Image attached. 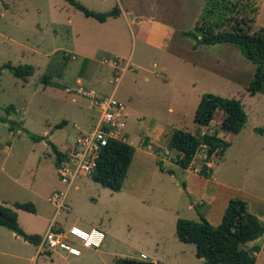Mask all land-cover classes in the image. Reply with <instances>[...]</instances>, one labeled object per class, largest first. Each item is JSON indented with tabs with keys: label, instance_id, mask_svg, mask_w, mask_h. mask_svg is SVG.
<instances>
[{
	"label": "rangeland",
	"instance_id": "rangeland-1",
	"mask_svg": "<svg viewBox=\"0 0 264 264\" xmlns=\"http://www.w3.org/2000/svg\"><path fill=\"white\" fill-rule=\"evenodd\" d=\"M76 1L98 13L116 6L110 1L99 4L93 0ZM186 1L185 6L182 0H159L156 6L150 5V1H139L133 8L140 19L157 17L178 22L176 27L194 32L198 39L175 37L171 52L164 53L144 45L127 29L129 46L119 55L121 60L115 58L119 70L99 62L100 79L95 81L89 74L88 60L72 50L76 45L71 28L81 38L82 32L95 31L87 22L97 24V21L85 18L64 0H0V67L10 64L34 68L27 82L13 77L6 68L1 70L0 196L11 202L29 199L43 202L47 209L40 211V215L52 214L50 221L55 217L57 227L101 225L106 236L101 248L81 249L82 256L73 260L75 264H124L126 261L199 264L195 247L180 242L175 233L177 219L199 221L196 209L189 207L195 199L187 195L185 183L195 192L208 189L212 194L220 184L226 185L246 201L250 212L264 224V137L253 131L254 127L264 128V95L252 98L247 92L254 65L233 45L197 44L200 33L195 31V26L207 19V0ZM231 1L239 6L237 10L247 3V0ZM250 6L258 8L254 24L250 23L251 29L252 26L253 31L264 28V0H253ZM248 17L252 18L253 14L249 13ZM53 51L56 52L50 55ZM98 56L110 58L111 54ZM98 56L92 61L98 60ZM193 62L197 65L193 66ZM44 75L49 78L47 85L42 82ZM115 77H118L116 82ZM77 78L82 79V85H77ZM79 86L101 95H111L115 89V98L124 104L128 115L127 144L137 148V152L120 192H113L89 177L79 178L75 183L78 189L72 188L67 196L71 207L68 215L53 217L55 210L45 200L55 186H62L55 170L53 148L64 151L97 116L90 101L73 91ZM203 94L242 100L248 121L239 134L233 135L221 130L222 115L218 113L203 134L229 140L231 147L222 157L215 153L209 159L208 148L201 147L191 169L185 171L176 164L177 156L167 149L166 140L174 129L201 135L193 118ZM168 107L173 108L172 114L167 112ZM149 118L161 119L168 126L167 139L159 143L156 157L151 155V149L140 146L145 137L136 134ZM60 124L62 128H58ZM29 134L41 140L34 142ZM207 160L212 161L213 167L210 181L195 177L192 170L201 171ZM159 161L168 173L160 171ZM206 166L211 174V168ZM20 185L15 195L13 188ZM30 221L38 232L49 229V222L31 218ZM253 245L259 248L255 264H264V234ZM173 252L182 255L174 258ZM141 254L147 259H141ZM65 256L67 253L61 252L60 257ZM53 260L39 256L36 264L61 263L56 257ZM0 264H8L7 259L0 256Z\"/></svg>",
	"mask_w": 264,
	"mask_h": 264
},
{
	"label": "trees",
	"instance_id": "trees-1",
	"mask_svg": "<svg viewBox=\"0 0 264 264\" xmlns=\"http://www.w3.org/2000/svg\"><path fill=\"white\" fill-rule=\"evenodd\" d=\"M64 1L81 12L85 18H92L99 23H104L108 18H117L120 15L118 7H114L108 12L98 13L87 9L76 0ZM251 2L253 0H247V3L237 10L239 6L231 0H207L205 10L207 19H202L203 22L195 26V31L200 33L201 44L207 46L233 45L255 66L254 77L247 88L248 94L254 96L256 94L264 95V28L253 31L254 26H252L251 29L250 23L254 24L255 16L258 14V8H250ZM236 7L238 8L236 9ZM240 11L242 15L239 17ZM249 13L253 14L252 18L248 17ZM181 35L198 39L194 32H184ZM3 68L8 69L13 77L25 82L34 74V68L29 65L12 66L7 64ZM3 68L0 67V74ZM48 81L49 78L44 75L42 77L43 84L47 85ZM218 113L222 115L221 130L233 135L239 134L248 120L240 100L203 94L194 113V124L200 127L209 126ZM62 124L58 128H62ZM253 131L264 136V128H254ZM29 138L34 142L41 140L31 134H29ZM201 146L208 148L206 156L209 159L215 153L222 157L230 144L216 135H195L185 130L176 129L169 138L167 149L178 153L175 159L176 164L181 169L187 170ZM53 149L55 163L58 166L64 154ZM134 153L133 146L125 142L110 140L100 155L91 179L113 192H120ZM205 162L207 163L208 160ZM158 166L161 172H169L161 161L158 162ZM208 171V167L204 164L199 171V176L209 178L211 174ZM12 207L35 213V206L31 202H15ZM197 214L199 221L177 219L175 233L180 242L195 247V257L203 260L201 264L256 263L255 254L259 252V248L254 246L250 250H246L244 246L263 236L264 224L249 211L246 201L237 197L231 198L218 226L211 225L198 210ZM0 227L17 234L31 244L37 245L40 241L39 236L23 232L18 224L17 214L11 207L0 205Z\"/></svg>",
	"mask_w": 264,
	"mask_h": 264
},
{
	"label": "crops",
	"instance_id": "crops-1",
	"mask_svg": "<svg viewBox=\"0 0 264 264\" xmlns=\"http://www.w3.org/2000/svg\"><path fill=\"white\" fill-rule=\"evenodd\" d=\"M107 1H110V3L113 2L112 4L116 5L115 7L119 8L120 15L117 18H108L104 23L96 22L97 24H94V22H87L90 25H93V28L95 31L94 32L90 31L92 33L82 32L81 38H80V33H77V31L74 30V28H71V31L73 33V39H74L73 41L75 43L74 45H76L73 47L72 50L79 52V55L82 58H85L88 60L87 68L89 70V74H90L91 78H93L95 81H98L100 79V72H101V69H100V67H98L97 64H99V65L105 64L102 62L101 58H103V59L104 58H108V59H115L116 58L119 60L120 59L119 55L126 52L124 49H127L129 46L127 29L130 30V32L135 37V39H137L141 43H144V45H146L148 47H152V48H154L158 51H162L164 53H168L170 51V47H171L175 37H178L179 39L184 40L183 36L181 34L186 32V31H183V29H179L178 27H176L178 22H167L164 19L157 18V17H143V19H140V17L136 13H134L135 8H133V6L135 4H139V1L142 3L145 1H150V5L156 6L157 2L159 0H93V2L96 4H99L101 2H107ZM186 2H187L186 0H182V4L184 3L183 6H185L187 4ZM86 4H88V3H86ZM181 23H183V22H181ZM70 24L72 25V22ZM96 30H99V31L97 32ZM68 31H70V30L68 29L67 33H68ZM186 38H189V37H186ZM81 43H83V44L81 45ZM55 52L56 51L50 52V55H52ZM99 53L111 54V57L110 58L109 57H102L103 55L100 57V56H98ZM96 56H98L97 57L98 60L92 61V58L96 57ZM195 65H197V63L193 62V66H195ZM127 66H128V64L125 65V67H127ZM113 70L116 71V69H114V68H113ZM118 70H119V68H118ZM123 70H125V69H123ZM162 70L165 71V67H162ZM251 70H252V75L254 77L255 66L253 68H251ZM114 74H115V72H114ZM156 77H158V75ZM115 78H118V77H115ZM76 83H77V85H82L83 81L81 78H77ZM80 89L86 90L83 87L79 86L77 88H74L73 91H75L76 94H78V91ZM91 91H94V90H91ZM114 92H115V89H114L112 94H114ZM257 95H261V94H256L254 96L249 95V97L253 98V97H256ZM80 96H82V95H80ZM241 104H242V100H241ZM243 109H244V107H243ZM167 112L172 114L174 112L173 108L168 107ZM127 117H128V115L126 113V118ZM95 120H96V117L93 120V123L91 124V126H89L85 132L89 131L93 127ZM213 121H214V119L212 120L211 124L213 123ZM211 124L209 126H206V127H200L197 125L196 126L201 129V135H202L203 133H205L204 131L210 129ZM126 127H127V121H126ZM254 128H257V127H254ZM254 128H253V130H254ZM167 129H168V126L165 125L161 119L157 120L154 118H149V121L147 122L145 127L143 126L140 129L136 130V134L138 136L143 135V137H145L143 143L140 144V146L151 149V151H153L151 153V155L156 157L157 151H158L157 149H158V147H160L159 143L161 142V140L163 138H165V140L167 139L165 137L166 136L165 133H166ZM174 130H176V129H174ZM174 130H172V133ZM85 132H81L80 134H83ZM126 140H127V135H126ZM168 141H169V139L166 140V142H168ZM226 141L230 144V146H229V148H230L231 142L229 140H226ZM126 143H127V141H126ZM67 149L68 148H66L64 151H59V152L64 154L67 151ZM135 152H137V148H135ZM170 152L175 153L176 156L178 154L174 150H171ZM134 155H135V153H134ZM133 158H134V156H133ZM195 158H196V156H195ZM195 158H194L192 163H194ZM132 161H133V159H132ZM211 162L206 163L211 168L210 177L205 178L207 181L213 180L212 179L213 167H212ZM2 169L3 168H1V170ZM55 170L57 172L56 163H55ZM189 170L190 169H187L185 171H189ZM193 173L195 174V177L199 176L198 173H196V172H193ZM199 177H201V176H199ZM198 179H200V178H198ZM75 183L68 190L67 196H68L69 191H71L72 188H74L75 190L78 189V186L75 185ZM204 183H209V182H204ZM21 187L22 186L20 185V186H17V188H13V192H14V190L16 192L15 195L17 194V190ZM183 187H184V190L186 191L187 195L189 197H191V199H193L192 197H194V199H195L194 201L193 200L191 201L189 207L195 208L196 213H197V210L200 211L203 214V216L205 217V219L213 226H218L221 223L222 216L224 214L225 208H226L229 200L231 198H235V197L241 198L240 195L236 194L234 190L227 188L226 185H222V184L217 186V190L214 194H212L211 192L209 193L208 189H205L203 191L197 190L195 192L194 189L191 187V185L188 183H185V185H183ZM64 189L65 188L63 186L59 185V186H55V189H53V191L55 192L57 190H64ZM53 191H51L49 193L52 194ZM29 192H31V190H29ZM50 196H49V198H50ZM49 198L48 197L46 198L45 203H48V205H50L51 208L53 210H55L54 206L49 202ZM241 199H243V198H241ZM29 201H31V203L34 204L35 213H29V212H26L24 210L15 209L12 207V204H14L15 202L26 203ZM0 205L11 207L17 214V221H18L19 226L23 230V232L28 234V235H37L40 237V240H41V236H42L43 232H45V231L38 232V229L30 221V218L31 219H39L40 221H44L45 223H48V222L51 223V221H50L51 217L50 216L52 214L48 215V216H46V215L41 216L40 215V211L45 212L47 209L46 205H44L43 202L39 203L38 201H36L34 199L33 200L29 199L28 201L11 202V201H9V199H5V197L0 196ZM70 210H71V207H70ZM68 213H66V214L68 215ZM66 214H65V216H66ZM54 216H62L63 217V214L56 215V212H55V214H53V217ZM54 219H55V217H54ZM64 220H65V224H66V217ZM72 226L79 227L77 225H72ZM72 226H70V227H72ZM83 226H85L87 228V229H84L86 231H89V230L94 229V228L102 231V229L100 227L101 225L99 227H94L92 224L85 223L84 225H82V227ZM70 227H62V228L66 230V229H69ZM82 227H79V228L83 229ZM105 238H106V236H105ZM37 245L31 244V243L25 241L22 237L18 236L17 234H15V233H13V232H11V231L3 228V227H0V256L6 258L8 264H22V263L36 264L39 256H46L51 262H53L54 261L53 259H55V257H56V259H59L61 261V263H59V264H75L73 260H76L77 257H81L82 256V250L85 251L87 249V248L79 247L80 255L79 256H71L72 259L69 260L70 255H68V254L64 258L60 257V254L62 251H56V252L45 253V254L40 253V252H38ZM254 246L255 245H253V242H251V243L247 244L246 246H244V249L248 250L247 248H251ZM156 247H158V246L156 245ZM88 250H90V249H88ZM94 250H97V249H94ZM171 254L173 255L174 258H176V256L178 254L182 255L181 252L180 253L178 252L177 254L175 252H173ZM257 255L258 254H256V256ZM123 257L127 259V257H125V256H123ZM140 257H141V259H147L145 257V255H143V254H141ZM195 259H197V262L199 264H201L203 262L202 259H198L196 257H195ZM154 264H159V263L157 261H155Z\"/></svg>",
	"mask_w": 264,
	"mask_h": 264
},
{
	"label": "built area",
	"instance_id": "built-area-1",
	"mask_svg": "<svg viewBox=\"0 0 264 264\" xmlns=\"http://www.w3.org/2000/svg\"><path fill=\"white\" fill-rule=\"evenodd\" d=\"M102 62L118 70L119 66L116 60L104 58ZM117 80L118 78H115V82ZM78 93L90 101L97 116L93 127L80 134L69 145L57 166L58 180L65 189L53 192L49 198V202L55 208L56 215L66 214L70 211V205L67 202L68 190L79 178L92 177L100 155L108 142L115 140L126 143L127 141L125 106L115 98L114 94L101 95L95 91L83 89H80ZM192 170L199 173L197 168ZM104 239L105 234L98 229L86 231L72 226L65 230L62 227H57L52 221L37 247L38 252L44 254L62 251L70 256H79V247L99 249Z\"/></svg>",
	"mask_w": 264,
	"mask_h": 264
},
{
	"label": "water",
	"instance_id": "water-1",
	"mask_svg": "<svg viewBox=\"0 0 264 264\" xmlns=\"http://www.w3.org/2000/svg\"><path fill=\"white\" fill-rule=\"evenodd\" d=\"M197 44H201V41L198 40ZM124 264H154V263H145V262H132V261H126Z\"/></svg>",
	"mask_w": 264,
	"mask_h": 264
}]
</instances>
